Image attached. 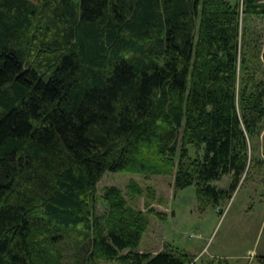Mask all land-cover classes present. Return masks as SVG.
<instances>
[{
    "label": "trees",
    "instance_id": "trees-1",
    "mask_svg": "<svg viewBox=\"0 0 264 264\" xmlns=\"http://www.w3.org/2000/svg\"><path fill=\"white\" fill-rule=\"evenodd\" d=\"M248 17L264 0H0V264H58L67 239L77 264H192L140 253L147 214L110 189L98 215L97 186L173 175L204 205L231 199L264 130Z\"/></svg>",
    "mask_w": 264,
    "mask_h": 264
},
{
    "label": "rangeland",
    "instance_id": "rangeland-1",
    "mask_svg": "<svg viewBox=\"0 0 264 264\" xmlns=\"http://www.w3.org/2000/svg\"><path fill=\"white\" fill-rule=\"evenodd\" d=\"M29 1L38 3V0ZM243 28L246 42L256 54L264 46V17L246 18ZM257 144L254 154L257 161L231 199L218 207L204 205L198 198L196 185L176 191L173 175L108 172L97 186V214L103 216L109 212L104 196L108 190L117 189L129 206L149 218L140 245L145 252L152 247L157 253L172 249L192 256V264H264L260 257L264 255V130ZM194 151L190 147L193 156ZM232 179L225 176L213 185L229 190ZM131 184H136L141 193L130 195ZM59 249L62 254L58 264H77L83 255L71 239L65 240Z\"/></svg>",
    "mask_w": 264,
    "mask_h": 264
},
{
    "label": "crops",
    "instance_id": "crops-1",
    "mask_svg": "<svg viewBox=\"0 0 264 264\" xmlns=\"http://www.w3.org/2000/svg\"><path fill=\"white\" fill-rule=\"evenodd\" d=\"M231 176V175H230ZM169 219V218H168ZM167 219V220H168ZM140 253H152V254H157L156 250H154V247H152L150 250H147L146 252L143 250V248L140 247L139 249ZM264 260V255L260 256Z\"/></svg>",
    "mask_w": 264,
    "mask_h": 264
}]
</instances>
